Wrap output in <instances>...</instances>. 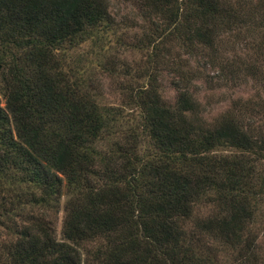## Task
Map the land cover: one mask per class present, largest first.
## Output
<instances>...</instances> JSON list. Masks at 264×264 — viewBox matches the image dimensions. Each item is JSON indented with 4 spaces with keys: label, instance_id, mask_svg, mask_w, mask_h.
<instances>
[{
    "label": "trees",
    "instance_id": "trees-1",
    "mask_svg": "<svg viewBox=\"0 0 264 264\" xmlns=\"http://www.w3.org/2000/svg\"><path fill=\"white\" fill-rule=\"evenodd\" d=\"M139 3L161 20L135 46L150 49L153 63L177 45L192 58L249 40L252 55L230 76L264 84V0ZM111 25L110 0H0L8 264H219L207 240L236 253L235 264H264L254 233L264 216V127L240 101L204 121L190 92L201 73L189 61L175 69L173 106L153 71L146 85L123 90V106L101 103L61 51L102 40ZM206 206L215 213L199 216Z\"/></svg>",
    "mask_w": 264,
    "mask_h": 264
},
{
    "label": "rangeland",
    "instance_id": "rangeland-1",
    "mask_svg": "<svg viewBox=\"0 0 264 264\" xmlns=\"http://www.w3.org/2000/svg\"><path fill=\"white\" fill-rule=\"evenodd\" d=\"M140 1L110 0V14L115 26L111 25L112 30L102 34L106 37L100 41L94 37L74 50L61 51L67 58V63L76 68L86 83L99 92V101L111 106H123L126 102V92L123 90L127 87L146 85L147 76L153 71L160 73L158 76L162 87V100L173 106L179 95L178 87H175L178 81L175 69L181 61L185 65L188 64L186 61H189L194 70L201 73L200 78L190 83V92L200 103L204 121L213 123L219 120L234 103L240 101V105L253 117L256 125L264 127L262 80L250 78L248 75L246 80L242 75L230 76L232 71L252 55L249 40L247 43L238 41L224 44V48L217 55L197 52L192 58L184 52L185 49L177 45L173 49L168 48V56L164 54V50H159L158 60L153 63L150 49L135 46L143 35L154 32L155 26H160L161 20L156 15L149 16ZM221 74H224V80H220ZM232 78L237 81L232 82ZM67 199V196L61 199V209L57 216L58 239L62 238L63 207ZM198 213L201 217L208 216L214 214L215 209L211 206L200 207ZM254 233L259 235L263 248L264 216ZM8 240L4 229L0 228V264L9 263L6 252ZM206 244V251L211 252L212 247L215 249L219 264L236 263V253L225 251L222 246L211 240H207Z\"/></svg>",
    "mask_w": 264,
    "mask_h": 264
}]
</instances>
